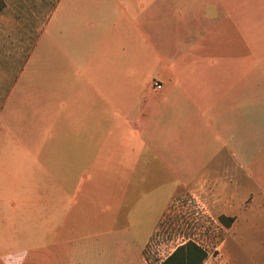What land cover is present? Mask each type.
<instances>
[{
  "label": "crops",
  "instance_id": "obj_1",
  "mask_svg": "<svg viewBox=\"0 0 264 264\" xmlns=\"http://www.w3.org/2000/svg\"><path fill=\"white\" fill-rule=\"evenodd\" d=\"M42 25L16 42L28 88L7 106L48 131L17 139L30 159L0 168L7 248L31 238L40 264H60L58 247L64 264H152L148 246L186 208L240 216L264 198V0H57ZM29 89L49 107L23 105Z\"/></svg>",
  "mask_w": 264,
  "mask_h": 264
},
{
  "label": "rangeland",
  "instance_id": "obj_2",
  "mask_svg": "<svg viewBox=\"0 0 264 264\" xmlns=\"http://www.w3.org/2000/svg\"><path fill=\"white\" fill-rule=\"evenodd\" d=\"M57 0H0V168L15 169L20 163L26 161L30 156L27 150L34 152V143L18 142L36 134H40L42 129H34L33 120L28 118L24 110L15 112L7 106L10 103L8 94L13 88L17 92H22L23 85L27 87V81L23 83L19 76L23 69L22 57H18L16 42L28 40L27 44L34 42L42 33V24L47 20L50 10ZM3 2V7H2ZM21 41V42H22ZM29 47L25 46L23 49ZM153 79H145L139 87L149 89ZM18 83H22L17 85ZM35 93V94H34ZM23 105L40 108L49 107V96L29 89L26 95H20ZM48 115V111L46 112ZM24 119V120H22ZM14 131V132H13ZM259 142H249V153L255 154L259 148ZM29 147V148H27ZM32 152V153H33ZM25 153V155H24ZM64 159L57 160V169L64 181ZM4 172V169H3ZM73 184L76 185L80 176L74 175ZM264 192V191H263ZM264 194V193H263ZM253 197V196H252ZM252 197L248 208H243L242 215H232L224 213V208L211 207L198 203V205L186 208L188 211L184 215L183 223L167 222L163 224L167 231H163V239H154L147 248L148 258L152 259V264L158 262L168 255L171 250L188 240H193L207 249L209 257L205 264H264V198L258 205H253ZM58 218L56 228L59 232L63 228L64 196L58 195ZM169 238L164 239L165 235ZM175 234L181 236H175ZM31 234H29L30 237ZM59 241V240H58ZM14 243L10 249L7 248L6 241L0 239V264H40L43 255L35 252L36 244L34 240L14 238L9 240ZM60 244V242H58ZM27 248L29 252H23ZM9 249V250H8ZM12 250L13 253L6 255L3 252ZM59 251L58 260L64 264L66 256Z\"/></svg>",
  "mask_w": 264,
  "mask_h": 264
},
{
  "label": "trees",
  "instance_id": "obj_3",
  "mask_svg": "<svg viewBox=\"0 0 264 264\" xmlns=\"http://www.w3.org/2000/svg\"><path fill=\"white\" fill-rule=\"evenodd\" d=\"M208 257L209 253L206 248L193 240H188L178 245L159 264H205Z\"/></svg>",
  "mask_w": 264,
  "mask_h": 264
},
{
  "label": "built area",
  "instance_id": "obj_4",
  "mask_svg": "<svg viewBox=\"0 0 264 264\" xmlns=\"http://www.w3.org/2000/svg\"><path fill=\"white\" fill-rule=\"evenodd\" d=\"M156 87L161 88V84L156 82Z\"/></svg>",
  "mask_w": 264,
  "mask_h": 264
}]
</instances>
